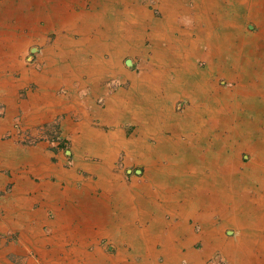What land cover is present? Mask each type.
<instances>
[{
  "label": "crops",
  "instance_id": "obj_1",
  "mask_svg": "<svg viewBox=\"0 0 264 264\" xmlns=\"http://www.w3.org/2000/svg\"><path fill=\"white\" fill-rule=\"evenodd\" d=\"M84 1L88 0H56L52 11L45 9L43 0H0V221H12V213L19 215L18 221H21L22 214L25 218L29 212L54 211L57 221L54 237L58 241L54 239L52 264H103L105 260L98 248L92 254L87 252L88 248L97 247L99 240L103 239L112 243L127 242L137 250L144 247L146 255L149 252L147 246H157L160 240H165L161 249L163 255H171V245L180 254L183 248L178 246L179 241L185 243L188 237L201 235L203 228L210 230L206 225L219 211L217 208L202 210L205 201L202 197L203 194L208 196L209 188L203 185L202 178L199 180L200 162H189L186 155L182 158L180 155L179 158L173 156V153L164 156L160 153L161 148L157 147L162 141L178 143L181 135L192 130H183L175 122H170L168 128V122L152 121L156 115L164 114L163 120L174 115L173 105L176 102L172 103L170 99L176 96L170 97L164 89L150 92L146 80H142L146 73L160 78L164 62L152 57L140 76L133 77L120 67V59L124 55L147 54L141 51L145 38L153 43V52L155 47L162 48L166 38L177 39L179 36L175 37L173 31L179 33L188 21L202 17V5L194 0L191 10L184 7L185 0H163L160 6L163 18L157 22L148 11L147 0H99L88 14L76 15L74 6ZM250 2L246 0L245 5L250 11L247 10L245 16L254 18L252 15L255 14V18L256 15L262 17L261 10L251 12L255 6L252 7ZM218 7L212 13L213 17L218 16L220 4ZM232 7L233 19L238 18V9H245L235 2ZM45 15L50 18L53 33H63L54 29L59 27L67 32L68 40L67 47L63 45V51L56 52V58L51 55L49 60L44 55L45 48L42 49V57L39 56L38 60L45 66L37 71L34 65L23 63L21 56L27 50L26 43L33 32L40 29V20ZM184 15L188 17L186 23L182 22ZM247 18L243 19L246 21ZM244 20H239L235 28L245 32ZM142 24L146 26L144 29L140 27ZM24 31H28L30 38L17 36L18 33L23 35ZM77 35L80 40L74 42L72 37ZM12 42L15 43L14 49ZM60 44H56L57 49H60ZM150 49L151 46L148 51ZM65 50L67 61L61 57ZM201 53L207 55L203 49ZM110 55L112 60L107 62ZM103 56L108 58L104 60ZM117 57H120L118 61L115 60ZM203 59L208 63V58ZM54 61L57 64L52 66ZM220 69L217 68L218 73L214 76L217 81L220 80L218 76L224 77L220 75ZM230 73L233 74L231 71L226 74L227 81L228 77L234 78V75L229 76ZM112 81L129 84L126 88H118L112 85ZM138 86L139 91L136 89ZM60 89L66 92V97L57 95ZM161 95L164 98L158 99ZM96 98L103 100V109L95 103ZM94 122L99 126H93ZM164 124L167 125L165 128L156 127ZM48 127L59 132L57 142L45 140ZM127 129H131V134H127ZM148 140H154L155 144L152 147L147 145ZM64 141L70 143L71 152L77 156L80 165L67 166L57 147ZM256 150H259L258 147ZM253 152L256 154L257 151L251 150L249 154ZM122 153H127L135 164L145 166V184L137 186L136 181L125 183L123 171L117 168ZM91 159L97 161L92 163ZM80 166L82 175H78L77 171ZM192 166L195 168L191 169ZM255 167L249 169L260 176H256L258 181H255L259 183L261 166L258 170ZM244 170L247 171V168ZM251 187V183L245 184L237 193L244 190L249 198ZM192 188L195 191H191ZM210 195L215 202L219 200L216 193ZM246 207H242L245 209L244 216H250L252 207L249 206L247 212ZM229 209L227 213L230 214L233 211ZM15 218L18 217L14 215ZM214 220L218 221V218ZM183 221L200 224L201 232L195 234L192 232L194 228ZM2 226L5 223L0 222V228ZM174 227L178 228L175 232ZM181 228H185V235L184 232L181 234ZM171 234L176 242L174 244L167 243ZM203 237L193 241L212 242V238ZM189 245L192 247V242L187 247ZM188 252L198 254L193 248L181 254L186 256ZM59 254H63L64 258H60ZM198 256L200 259L196 262L205 264L204 253ZM39 264H43V260Z\"/></svg>",
  "mask_w": 264,
  "mask_h": 264
},
{
  "label": "rangeland",
  "instance_id": "obj_2",
  "mask_svg": "<svg viewBox=\"0 0 264 264\" xmlns=\"http://www.w3.org/2000/svg\"><path fill=\"white\" fill-rule=\"evenodd\" d=\"M77 1L80 2V0ZM98 1L99 0H88L81 2L80 4L76 3V6H74L73 10H75L76 15L86 13L88 14L91 10H93L94 5L98 4ZM55 2L56 0H43V5L45 9L50 10ZM233 2L238 4L240 3L239 0H222L220 2L221 10L218 16L214 17L216 21H214V26L212 28L214 36L213 41H208L207 43L205 41L202 43L203 46H201V48L203 47V52L206 54L211 51L209 49L218 51V59H212L210 57L208 58L212 61V63H215V61L217 60V63H219V69H222H220V71L222 72L220 73V75H224V77L218 76L217 78H219L220 80L217 81L214 78L217 72L214 75H209V79L212 78L211 80H213L211 85L213 86L214 82L215 87H213L214 90L211 95L208 96L212 97L213 94H215L214 92L217 91L220 98L225 99L226 102H228L227 116L228 124L230 126V129H226V131L220 132L221 137H217V131L211 132L212 137L209 138V145H211V147H213V145H216V147L213 148V154L209 152L207 154L205 146H203L204 149L201 151V153L207 154L206 156L208 157L216 156V154H218L217 149L220 148L221 145H223L226 137L229 136L228 147L226 153L221 154V157L223 158L218 156L217 169L214 170L213 173H211V171L207 169L206 163L204 161H201L198 164V175L200 177L199 179L204 178L205 180H207V183H213L214 188H209V193H206L208 196L205 197V195L203 194L202 199L207 200V198L211 197L210 194L216 193L219 200H221L222 202L229 201L231 202V205L232 203H234V201H236V199L234 198L238 197L239 194L237 192L241 190V187H244L245 184L251 183L252 189L248 190L249 198L247 199L250 200L248 205L252 207V209L250 208V216L253 217V221H245L246 223L249 222L250 227L249 230L243 231L242 229H238L234 225H230L229 221H224L225 216L221 215H225L227 211H221L214 217V219H216L217 217L218 221H215L213 219V221H209V224L206 225L208 229L214 231V234L211 237L212 239L210 238L212 242L195 241L194 243H192V247L190 246V244L189 247L184 246L183 249L181 248L182 250L180 251V254L186 253L193 248L194 251H196L199 255L201 253H204V257L205 254L208 253L204 258L205 264H264V0H251L250 2L252 7L255 6L254 10H252L251 12H256L257 9L261 10L262 17L256 15L257 18H255V14L252 15L254 18H247V16H245V12L248 13V11H250L245 3L244 7L246 10L244 8L238 9V16L236 15L238 18L233 19L232 17L233 15H235L233 13L232 7ZM146 4L148 7V11L155 17L156 21L159 22V18H163L160 11V6L163 5V0H147ZM183 5L184 7L192 10V8L194 7V2L193 0H185L183 2ZM243 18H247L246 21ZM186 19H188V17L184 15L182 22H185ZM230 19H232L233 21ZM228 20L232 21L231 23L236 22V27L239 25V20H244L245 32L239 28H233L230 26H228V28L227 24L225 23ZM187 24L190 26V29L194 28V26L191 25L195 23L191 22L190 24ZM39 25L40 29L36 33L33 32L34 34L32 35V38H30V35H28V31H24L23 35H21L20 33H18L17 35H20V37L28 36L30 38L29 42L26 43L28 44L27 50L23 51V55L21 57L23 59V63L26 62L27 65H34L37 71L42 70L45 66V64L40 63L38 60L39 56L42 57V49L45 48L44 55L48 56L49 60L52 59V57H50L51 55L53 56V58H56V52L63 51L61 48L63 45L67 47L66 44L68 40L67 32L65 30L62 31V29L59 27H55L54 29H57V31L63 33H53V30H51V21L49 16L45 15L44 18L40 20ZM188 25L181 27V30L186 31L189 28ZM175 37H178V35H175ZM57 40H59V43L57 42ZM72 40L74 42H77L78 40H80V36H73ZM51 43H53V45H49ZM55 43H61L59 45L60 49L56 48L58 45H56ZM142 43L144 44V46H142L141 51L147 54H137L134 56L124 55L121 59L120 57H117L116 59V61L120 59V67L123 69V71L128 72L133 77H139L143 72V69H146L152 61L151 59L154 53L153 43H151L150 39L146 38ZM164 43L166 44V42L163 41L161 47L166 48V53H169L168 51H170V48L166 47L169 45H165ZM11 44L13 46L12 48L14 49L15 43L12 42ZM149 46H151L152 48L150 49V51H148ZM241 50H245L243 51L244 53ZM242 55H244L243 58ZM61 57H65L64 59L66 61L68 60L67 50L64 51V55H61ZM89 58L91 59V55L89 56ZM106 58H104V60ZM12 59L14 60V56ZM195 59L194 63L196 65V70L204 73L207 70V67H209L208 63L202 57H198V59ZM111 60L112 57L110 55V60L107 62H110ZM54 64H57L56 61L53 62L52 66H54ZM230 71L233 73L232 75L235 76L233 82H230L229 80L227 81V77H225L226 74ZM169 76L173 77V73H171ZM238 82H240V84L242 85L241 92L232 91L234 84ZM111 83L113 86L118 88H126V85L129 84L116 81H112ZM57 95L66 97L67 94L63 89H60L57 92ZM229 95L231 96L230 98ZM163 98L164 95H161L158 99ZM170 100L172 103L174 101L176 102L173 105V116H178L179 118H184L189 108H191L193 105L191 104V101L189 102V99L183 96H176L175 99ZM195 102L197 103L198 101L195 100ZM95 103L98 105V107L100 106L99 109L104 108V103L101 98H96ZM201 104L204 105L205 100L202 99ZM203 107L205 109V106ZM93 126L98 127L99 125L95 124L94 122ZM219 126L221 125L219 124ZM126 128L127 127H125L124 129ZM52 129V127H48V129L45 130V140H55L57 142L56 138L59 136V132L55 129ZM125 131L127 132V134H131L132 132L131 129H127ZM186 134L181 135L179 138V143L184 146V148H187L186 144L191 146V142L189 141V139H187ZM127 137L129 136L127 135ZM195 143L196 142L192 141V144ZM154 144V140L147 141V145L151 147ZM57 147L62 156L66 159L67 166L73 167L78 163V158L76 155L72 154V146H70V143L68 141H64L63 143L61 142V144ZM257 147L259 150H256ZM246 150H249V152L251 150L257 152L256 154H254V152L253 154H249V152H247ZM261 153H263V155ZM173 155H177V157L179 156L177 152H173ZM231 157H233L232 160H230ZM224 158L225 160H223ZM227 159L228 162L226 161ZM132 160L133 159L129 157L127 153H122L118 158L117 168L123 171L124 181L126 184H130L131 181H136L137 186H142L147 182L146 168L143 165L135 164L136 162ZM96 161V159H91L92 163H95ZM252 161L256 162L257 164L255 168L256 170H258L261 166L260 172L262 174L261 182L259 183L255 182L258 181L256 176L259 175L253 174V171L252 173L250 172V169L252 170L255 166L254 164L252 166L250 165L251 163H253ZM229 162H231L230 164L233 163L235 165V167L237 168V173L228 172L224 169L226 166H228ZM163 163H165V161H163ZM78 164L80 165L81 163ZM194 168L195 167L192 166V169ZM244 168H247V171H245ZM238 169L240 170L238 171ZM77 171L78 175L84 174L81 166L78 167ZM223 171L225 172L223 173ZM253 177H255V179ZM203 185L208 186L205 185V182L203 183ZM191 191H195V189L192 188ZM222 192L224 193L222 194ZM240 195H245L244 190L240 193ZM229 211H232V208H230ZM12 215V221H0L1 223H5V226H2L0 228V263L39 264V262L43 260V264H52L54 254V239L55 242L58 241L56 240V237H54V232L57 227V221H55V212L51 210H45L43 212L39 211L35 214L29 212L27 213V216L25 218H23L24 214H22L21 221H18L19 215L15 213H12ZM14 215L18 218L14 219ZM166 219H168L167 216ZM183 223L192 226L194 228L192 229V232H195V234H199L201 232L202 226L200 224L194 225L192 221H183ZM220 228L222 229V232ZM203 233L206 232H204L203 230L202 235ZM181 234H183L182 230ZM185 234L186 232L184 233V235ZM243 235L249 242L248 244H246L244 251L238 253L235 257L233 256V253L229 255V253L224 252L222 249L213 247L216 241L219 240L222 241V243L225 245L237 244L243 239L241 237ZM189 238L191 237H188V239ZM200 239H204V237H201ZM181 242V244L184 243L182 240ZM162 245H164L163 240H160L157 246L150 244L149 246H147V249L149 250L148 253L150 254L147 253L146 255V252L143 250L144 248H141V250H137L135 249V247L130 246L127 242L112 243L108 242V240L103 239L99 240L97 247L91 246L90 248H88L87 252L92 254L98 248L100 250L102 258L105 260L103 264H170V262H168V255H163V250L161 251ZM205 246H209L207 250H204L206 248ZM65 249L67 250L66 247ZM180 254L175 253V256H177V258L179 257V262L175 259V262L171 264H190L191 259L194 261H196V259H200L199 256L197 254L195 255L194 253L189 252L188 256H183L182 254ZM58 256L60 258H64L63 254H59Z\"/></svg>",
  "mask_w": 264,
  "mask_h": 264
},
{
  "label": "bare ground",
  "instance_id": "obj_3",
  "mask_svg": "<svg viewBox=\"0 0 264 264\" xmlns=\"http://www.w3.org/2000/svg\"><path fill=\"white\" fill-rule=\"evenodd\" d=\"M34 1H36V0H34ZM197 1L198 2L200 1L201 5H202L200 8L203 11L202 12V15L203 16L202 17L197 16L194 19L192 18L193 19L192 23H195V24H192L191 26H194V28L193 29H190V26L187 24L189 26V28L186 31H182V32H179V33L177 32L176 33V32H174L175 31L174 30L173 33L175 35L177 34L179 37L177 39H174V38H171V37H168V38L165 39V42L168 43L167 45H169V46H166V47H169L170 48V51H168L169 53H166L167 52V51H165L166 48L155 47L156 49H155V51L153 53V58H155V59H161L164 62V64L162 63L163 69H162L161 77L160 78L159 77H153V76H151V74L148 75L146 72H144V73H146L145 75H143V78H145V79H142V80L143 81L146 80V83H147L146 87L148 88V90L150 92L156 93V91L159 92L160 90H163L164 89V90H166V92L168 94H170V97L183 96V97H186L187 99H189V102L191 101V104H193L192 107L189 108V110L187 111V114H186V116L184 118H179V117H175L173 115H169V117L166 116L165 120H163L162 119L163 118L162 116H164V114H161V115H156L152 119L153 122H159V121L160 122L161 121L168 122V124H167L168 125V128H170L169 127L170 126L169 125L170 122H175V124L177 123L183 130H186V128L192 129L191 130V133H188V135H186L187 137H189V141L191 142L190 143L191 146H189V145L186 144L187 145V148L185 149L184 146H182L179 142L178 143H172V142H169V141L168 142H166V141L163 142L162 141L161 143H158V146H157V147H160L161 148L160 153L162 155L166 156V155H170L173 152H177V154H179L181 156V158H182L183 155H186V158H187L186 160L189 161V162H192V163H194L195 161L201 162L200 160H202V161H204L206 163V166H207L208 170H210L211 173H213V171L217 169V160H218L217 158H218V156L221 157V154L226 153V151H227L228 138H229V136L226 137L225 141L223 142V145H221L220 148L217 149V153L218 154H216V156H214V157H208V156H206L208 154V152L211 153V154H213L212 153L213 150H214L213 148L216 147V145H213V147H211V145H209V138L212 137V135H211V132L212 131H214V132L217 131V137H221V133L220 132L226 131V129H230V126L228 124V116H227V114H228L227 113V103L228 102H226L225 99H221L220 96L218 95L217 91L214 92L215 94H213L212 97L211 96H208V95H211V93L214 90L213 87H215V83L214 82H213V86L211 85V83H212L213 80H211L212 78L209 79V75H214L217 72V68L219 67V65H218L219 63L218 64L217 63H215V64L212 63V61L209 60L208 57H210L212 59H218L217 57H219V55L217 53L218 51L209 49L211 51H209V53H207L206 56H204V55L202 56V54H201V52H202L201 44L203 42H205V41H206V43L208 41L209 42L210 41H213V37L214 36H213V30H212V28L214 26V21H216V19H214V17L212 16V13H214V12L217 11V9L219 8L218 6H219V4H220V2L222 0H208V1L207 0H197ZM198 2H196V3H198ZM239 2H240L239 4H242V6H244V4L246 3V0H239ZM35 4H37V2ZM6 7H7L6 9L8 10V6H6ZM36 7H38V6H36ZM14 8H16V7H14ZM14 8L12 7V9H14ZM15 10H18V9L16 8ZM41 10H43V9H40V11ZM196 14H198V13H196ZM7 17L8 16H6V18ZM98 17H100V16H98ZM225 18H227V17H225ZM189 20H191V19H189ZM230 20H232V19H230ZM230 20H228V21L225 22L227 24V27L230 26V27L235 28L236 27V22L231 23L233 20L232 21H230ZM171 21H172V19H171ZM2 23H3V21H2ZM93 23L94 22H92V24ZM172 23L173 24H176V21L173 20ZM168 25H170V24H168ZM163 26H164V24H163ZM183 26H186V24L183 25ZM221 26H223V25H221ZM140 27L141 28L143 27V29H144L146 26H143V24H142ZM93 28H94V26H93ZM139 33H141V32H139ZM100 39H102V37ZM100 41H102V40H100ZM211 45H212V43H211ZM241 51L243 52L245 50H241ZM198 57H200V58L201 57L202 58H208V65H209V67H207V70L204 73H201L200 71L196 70V65L194 63V59L195 58L198 59ZM243 57H244V55H242V58ZM171 73H173V77H170L169 76ZM229 76H232V74L230 73ZM228 79H229L230 82H233V79H235V76H234V78H229L228 77ZM135 86H136V83H135ZM241 87H242V85L240 84V82H238V83L234 84V87L232 88V91L241 92ZM136 89L139 91V86ZM152 97H153V95H152ZM230 97L231 96L229 95V98ZM202 99L205 100V104L204 105L201 104L202 103ZM195 100H197L198 102L196 103ZM203 106H205V109H204ZM219 124L221 126H219ZM164 125L163 126L157 125L156 127L158 129L159 128H165L167 125H165V126ZM174 127H176V126L174 125ZM221 127H223V128H221ZM172 135H173V133H172ZM172 138H173V136H172ZM192 141L193 142H196V143L195 144H192ZM203 146L206 147L207 154H202L201 153V151L204 149ZM261 154L263 155V153H261ZM221 158H223V157H221ZM232 158L233 157H231L230 160H232ZM223 160H225V158ZM226 161L228 162V159ZM230 163L231 162H229L228 163V166H226L224 169L226 171H228V172H232L234 170L237 171V168L235 167V165L233 163L232 164H230ZM253 163H251V166L253 165ZM255 166H257L256 162H255ZM176 167L179 168V166H176ZM178 168H176V169H178ZM191 169H192V167H191ZM173 170H175V169H173ZM224 172L225 171H223V173ZM178 173H179V171H178ZM211 173H210V175H211ZM230 177H229V179H230ZM253 178L255 179V177H253ZM154 180H156V179H154ZM206 181L207 180H204L202 178V183L205 182V185H208V186H206L207 188H213V183L212 184L211 183H207ZM217 181H219V180H217ZM198 183H200V182H198ZM202 183H200V184H202ZM235 185H236V183H235ZM220 186H221V183H220ZM178 187H179V185H178ZM215 189H217V188H215ZM223 193L224 192H222V194ZM238 194H239L238 197L234 198V199H236L235 205L233 206V203H232V206H233V208H232L233 210L232 211L233 212L230 213V214L229 213H226L225 215H221V216H225V220L224 221H229L230 225H234L238 229H242L243 231H247V230H249L250 225H249V222L246 223L245 221H253V217L252 216H248L246 214L244 216L243 211L245 210L244 209L245 208V205H247V207H246V212H247L248 207H249L248 203L250 202V200H247V197L245 195H240V193H238ZM216 199L218 200V198H216ZM189 203H190V201H189ZM230 203L231 202H229V201L222 202L221 200H218V201L215 202V199H213L211 197L210 199L204 201L203 209L202 210H204V209L205 210H208V209H210V210L211 209H214L215 210L217 208V210L219 211L218 212V214H219L221 211L222 212L227 211V208L228 207L231 208L232 206H231ZM242 207H244V208L242 209ZM194 208L197 209V207H194ZM196 209L194 211H196ZM194 211L192 210V212H194ZM202 216H203V214H202ZM191 217H192V215H191ZM212 217H213V215H212ZM177 229L178 228H175L174 227L173 228V231L175 232ZM184 229L185 228H183V229L181 228L180 230H182L184 232ZM203 230H204V232H206V233H203V235L202 234L201 235H197V236L196 235H193V236H191V238H189L187 240L185 239L186 240V242H185L186 243V246L189 243H191V242L194 243L195 241H193V240H196V241L199 240L204 235L208 236L207 239H210L213 236V234H214V231L211 230V229L210 230H207L206 228H203ZM172 236H173L172 234L171 235H168V238L169 239L167 240V243L168 242H172V244L176 243L175 241H173L174 238ZM241 237L243 239L241 241H239L237 244L225 245V244L222 243V241L219 240V241H216V243H215V245H213V247H217L219 249H222L224 252L229 253V255H231L233 253V256L235 257L238 253H241V252L244 251L246 244H248V242H249V241H247V239H246V237L244 235L241 236ZM181 243L182 242L179 241V245L178 246L180 248H183V244L184 243L183 244H181ZM174 247L171 245V247L169 249V253L171 252V255L170 256L168 255L169 256V261L168 262H170V264L173 263V262H175V259L178 260V262H179V259H178L179 257L177 258V256H175L176 249ZM205 247L206 248L204 250H207V248L209 246H205ZM188 255H189V252L187 253L186 256H188ZM190 264H200V263H197L196 261H194V260L191 259L190 260Z\"/></svg>",
  "mask_w": 264,
  "mask_h": 264
},
{
  "label": "clouds",
  "instance_id": "obj_4",
  "mask_svg": "<svg viewBox=\"0 0 264 264\" xmlns=\"http://www.w3.org/2000/svg\"><path fill=\"white\" fill-rule=\"evenodd\" d=\"M187 23H189V24H190V23H191V21H188Z\"/></svg>",
  "mask_w": 264,
  "mask_h": 264
}]
</instances>
